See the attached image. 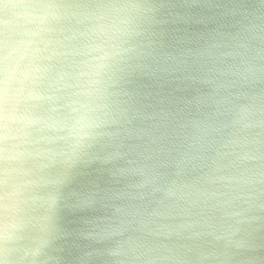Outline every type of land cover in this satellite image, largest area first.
<instances>
[{
  "label": "clouds",
  "instance_id": "1",
  "mask_svg": "<svg viewBox=\"0 0 264 264\" xmlns=\"http://www.w3.org/2000/svg\"><path fill=\"white\" fill-rule=\"evenodd\" d=\"M0 264H264V0H0Z\"/></svg>",
  "mask_w": 264,
  "mask_h": 264
}]
</instances>
